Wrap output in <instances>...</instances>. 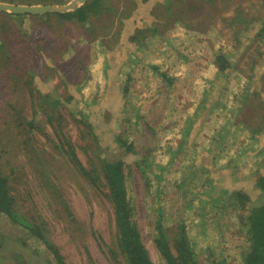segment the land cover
<instances>
[{
    "label": "rangeland",
    "instance_id": "374dc122",
    "mask_svg": "<svg viewBox=\"0 0 264 264\" xmlns=\"http://www.w3.org/2000/svg\"><path fill=\"white\" fill-rule=\"evenodd\" d=\"M102 1L109 9L84 25L0 13V174L17 210L45 223L66 264H115L106 250L110 204L65 155L68 141L86 169L124 162L154 264H164L153 241L159 210L171 238L183 223L201 263L213 256L244 264L246 232L225 185L242 184L259 203L264 0H150L154 18L143 16L141 2L134 9L129 0ZM251 126L261 139L251 138ZM211 151L213 176L194 169ZM54 261L0 215V264Z\"/></svg>",
    "mask_w": 264,
    "mask_h": 264
},
{
    "label": "trees",
    "instance_id": "16d2710c",
    "mask_svg": "<svg viewBox=\"0 0 264 264\" xmlns=\"http://www.w3.org/2000/svg\"><path fill=\"white\" fill-rule=\"evenodd\" d=\"M0 1H9V3L24 5H44L51 3L49 0ZM129 2L132 3L134 9L138 2H141V13L143 16L148 13L147 17L149 15V18H154L153 16H155V14L150 8V0H129ZM148 2L149 5L147 6L146 4ZM189 5L190 4H187L185 7L189 8ZM102 9H109L102 0H88L74 12L56 15L61 19L68 21L75 20L84 25L87 24L91 16H96ZM181 10L182 7H179L178 11ZM261 30L259 28L260 34L262 33ZM142 33V30H137L138 35ZM119 35L120 34H118V36ZM132 37L131 39H133ZM109 51L112 50L109 49ZM219 68L223 71L228 68V65L223 63ZM261 123H264V121H261ZM249 128L251 137L262 134V129L260 127L251 126ZM62 150L65 155H68L70 160L78 166L82 176L86 178L93 187L100 190L106 201L110 204L113 231L111 244L106 245V250L111 260L115 264H154L142 242L140 231L136 223L134 207L128 197L124 174V162L121 159H114L108 162H102L100 169L93 165H91V167L93 166L91 169H86L80 164L73 147L68 141L63 142ZM204 159L206 160L204 161L202 158L200 160L196 157L194 163L196 162L197 164L194 169H209L208 172L213 176V174L218 171L214 169L212 165L215 160L213 152L205 153ZM99 173L102 174V178L99 177ZM221 173L230 176V171L227 169H223ZM254 176L255 188L259 190L260 194L259 203L255 205L251 204L249 195L245 191H242V184L230 183L228 186L225 185V188L230 191L228 195L235 200L234 204L238 207L240 212V224L246 232L245 236L248 245L242 254L244 264H264V157L261 162H259ZM224 182L225 179L223 184ZM17 209L9 191L8 177L0 174V215L4 216L13 225L28 232L30 236L41 242L56 261H54L55 264H66L59 253V249L52 244L45 234H43L46 230L45 223L43 221L38 223L32 218L29 219ZM161 211L159 210L154 218L156 220L153 241L164 264H203L198 259L200 255L194 250L185 226L182 225L183 223H179L178 230L173 235V238H171L162 225L163 218ZM210 256L212 255L210 254ZM207 262L210 264H224L223 259L215 261L213 256L212 259H207Z\"/></svg>",
    "mask_w": 264,
    "mask_h": 264
},
{
    "label": "water",
    "instance_id": "95a60500",
    "mask_svg": "<svg viewBox=\"0 0 264 264\" xmlns=\"http://www.w3.org/2000/svg\"><path fill=\"white\" fill-rule=\"evenodd\" d=\"M88 0H71L63 5H16L0 2V13L22 16H42L47 14H66L74 12Z\"/></svg>",
    "mask_w": 264,
    "mask_h": 264
},
{
    "label": "crops",
    "instance_id": "0c3cea01",
    "mask_svg": "<svg viewBox=\"0 0 264 264\" xmlns=\"http://www.w3.org/2000/svg\"><path fill=\"white\" fill-rule=\"evenodd\" d=\"M256 137H257L258 139H261V134H260L259 136L256 135L255 137H251V138H256ZM261 144H263V143H261Z\"/></svg>",
    "mask_w": 264,
    "mask_h": 264
}]
</instances>
